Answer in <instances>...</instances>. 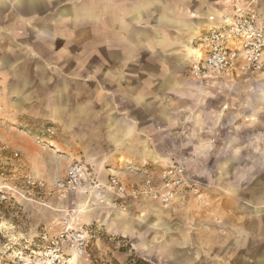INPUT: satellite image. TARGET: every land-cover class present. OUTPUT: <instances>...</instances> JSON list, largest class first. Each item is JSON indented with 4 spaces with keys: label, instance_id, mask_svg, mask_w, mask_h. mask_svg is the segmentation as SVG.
I'll return each mask as SVG.
<instances>
[{
    "label": "crops",
    "instance_id": "obj_1",
    "mask_svg": "<svg viewBox=\"0 0 264 264\" xmlns=\"http://www.w3.org/2000/svg\"><path fill=\"white\" fill-rule=\"evenodd\" d=\"M52 1L0 0V82L4 75L17 71L20 64L19 52L14 46L1 45L17 38L20 25L31 28L29 22L43 20L44 27H54L72 17L75 27L85 19L98 25L97 33L106 30L108 88L105 93L97 91L95 94H98L97 98L107 99L108 115H113L115 122L121 120L125 124L109 123V137L124 136V140H119L124 143L122 154L125 159L138 164L146 161L155 168L169 161L187 164L188 180L200 186L206 198L205 205L198 207L195 198L187 195L188 201L184 197L166 210L153 201L126 203L124 210L131 213L117 211L115 216L123 220L126 215L127 221H133L126 231L131 241H139L137 247L141 253L151 247L145 256L150 264H264V122L255 123L253 119L251 136L239 138L234 148H228L224 143L214 144L205 133H200L206 125L201 120L195 121V116H188L183 121L178 117L171 118V115L196 113L194 92L198 85L186 73L187 67L191 51L198 47L209 28L208 16L221 0H98V10L82 7L86 12L80 13L76 2L72 11L67 0H58L60 7L55 8L51 7ZM254 6L263 11L264 0H255ZM90 33L96 35L93 26ZM2 71L8 74H2ZM45 82H59L55 89L49 90V95L50 98H61L59 103L54 101L55 111L67 113V75H48ZM79 94L84 96L83 92ZM185 128L191 131L184 132ZM169 129L180 133L179 142L173 146L178 151L174 155L179 150H186L188 157H184L185 154L178 158L168 156L155 149V145L158 147L165 140L164 131ZM6 130L7 127L0 128V142L18 152L21 160L18 164L4 155L2 164L8 166V172L14 177H22L25 173H35L39 177L41 168L37 156L27 155L21 143L9 145L11 133ZM15 133L11 138L26 141L21 136L23 132ZM128 141L131 144H127ZM226 154L236 160V217L235 221H220L217 225L211 221L209 209L216 200L212 194L219 195L221 201L217 202L222 203V193L215 178L226 172L222 168L218 170L223 163L221 159L217 162L215 176L212 175L214 167L208 165L211 157L218 159ZM95 172L102 182L116 174L106 170L104 177L100 170ZM109 201L102 203H108L107 208L112 210ZM88 206H80L82 213L89 212ZM153 215L157 218L150 221ZM145 223L147 225L143 227ZM134 224L140 226L139 230L134 231ZM221 227L223 233L218 232ZM76 259L73 258L72 264Z\"/></svg>",
    "mask_w": 264,
    "mask_h": 264
},
{
    "label": "rangeland",
    "instance_id": "obj_2",
    "mask_svg": "<svg viewBox=\"0 0 264 264\" xmlns=\"http://www.w3.org/2000/svg\"><path fill=\"white\" fill-rule=\"evenodd\" d=\"M67 1L73 8L72 11L75 2L81 10L79 13L86 12L82 7L86 10H98V0ZM59 4L58 0H53L51 7H60ZM72 19L69 17L63 24L53 25L54 27H44L43 20L29 22L31 28L25 29L20 25L17 38H14L13 42L6 41L1 44L2 47L14 46L19 52L20 64L12 75L2 71V74L8 75H4L3 82H0V128L7 127L6 131L11 134L23 132L21 136L27 142L11 138L13 135L10 134L11 142L8 144H23L27 155L37 156L41 170L39 177L35 173L14 177L8 172V166L0 161V185L20 187L26 176H34L47 183L48 192L53 191V185L65 178L68 167L73 163H81L88 169V183L95 179L96 170H100L104 177L107 175L106 170H113L116 172L113 175L126 190L138 189L149 177L156 179L165 163L156 165V168L148 166L146 173L132 171L131 166L138 163L124 158V143L119 140H124L125 137L117 134L109 137L111 130L108 125L111 122L114 124L116 120L106 112L109 105L107 99L97 98L98 94H95L97 91L105 93L108 88L107 33L104 29L97 33L98 25H94V22L88 23L85 19L75 27V18ZM91 26L94 27L96 35L92 36L90 33ZM190 61L189 58L186 73L192 78ZM48 75H67V113L55 111L54 101L59 103L61 98H50L49 90L55 89L59 82L47 84L45 78H48ZM194 80L198 85L194 92L195 115H171L172 119L178 117L183 121L188 116H195V121L201 120L206 125L200 133H205L206 138L213 140L214 144L224 143L228 148H234L239 138L251 136L253 119L255 123L264 122V75L257 78L251 76L248 81L227 76H219L209 81ZM80 92H83L84 96H80ZM78 108H82L80 113L77 112ZM122 123L121 120L115 122L119 125ZM12 129L16 131L13 132ZM189 131L191 129H184V132ZM164 132L167 137L160 146L155 145V149L168 156L178 158L185 154L184 157H188L186 150H179V153L174 155V152L178 151L173 146L179 142L177 138H180V133H176V129ZM127 144L131 143L128 141ZM7 149L5 156L12 159L10 152L14 151L8 147ZM15 153L18 154L15 161L20 164V154ZM220 159L223 163L218 170L225 169L226 174L222 172L215 179L216 185L220 186L218 190L222 193V203H218L221 201L219 195L212 194L213 200H216L212 207L210 206L209 217L211 221H235L236 160L229 154L218 159L211 157L208 166L214 167L213 176L217 175L215 168ZM173 162L187 169V164ZM189 174H192L190 169ZM53 193L54 191L52 195L43 196L36 192L35 200L42 196L45 205L25 201L14 194L7 202H0V264H29L34 259H41L38 254L44 251L41 237H56L62 229L63 219H77L78 222L69 221L72 227L82 226L88 232L86 254L80 258L76 257L73 264H150L145 256L150 253L151 247L141 253L137 247L139 241L133 240V246L132 238L126 232L133 221H127L126 215L123 220L115 216L117 211L131 213L124 210L126 203L128 205L129 202L148 200H120L109 192L106 200L116 201V207L121 208L112 206L113 209L110 210L106 205L108 203L103 205L104 203L92 193ZM185 200L188 201L187 196ZM83 204L89 205L88 213H82L80 206ZM196 205L201 207L205 204ZM150 217V221L157 218L154 215ZM111 223L116 225L112 226ZM146 225L147 223L143 227ZM139 228V225L134 224V231ZM70 259L72 255L64 256L60 263L55 264H68Z\"/></svg>",
    "mask_w": 264,
    "mask_h": 264
},
{
    "label": "built area",
    "instance_id": "obj_3",
    "mask_svg": "<svg viewBox=\"0 0 264 264\" xmlns=\"http://www.w3.org/2000/svg\"><path fill=\"white\" fill-rule=\"evenodd\" d=\"M254 5L255 0H221L216 5L207 18L209 28L198 47L192 50L189 70L193 79L209 81L227 76L248 81L251 76L257 78L264 75V9L260 11ZM7 151V146L0 142V161ZM10 154L12 159L18 158L17 153ZM148 166L144 161L131 166V169L146 173ZM88 175L85 165L71 164L65 178L53 185V195L79 191L92 193L98 200L106 202V195L110 192L120 200L142 198L153 201L163 210L169 209L187 195L194 197L199 205L206 202L200 186L188 180L186 167L173 161L165 163L156 179L149 177L138 189L130 191L121 185L115 175H109L106 182L95 177L90 183L87 181ZM53 191L48 192L46 182L26 176L20 187L0 185V202H7L14 194L25 201L45 205L42 196L35 200L36 192L46 196L52 195ZM110 204L113 207L118 205L113 200H110ZM62 221V229L56 237H41L44 243V251L38 253L41 259H34L29 264H55L60 263L64 256L75 255L80 258L86 254L88 232L82 226L72 227L70 222H78L77 219ZM214 223L219 225L220 221ZM218 232L223 233L224 229L221 227Z\"/></svg>",
    "mask_w": 264,
    "mask_h": 264
},
{
    "label": "bare ground",
    "instance_id": "obj_4",
    "mask_svg": "<svg viewBox=\"0 0 264 264\" xmlns=\"http://www.w3.org/2000/svg\"><path fill=\"white\" fill-rule=\"evenodd\" d=\"M191 55H192V51H191ZM79 212H81V211L79 210ZM74 257H76V256H75V255H72V259H70V260L68 261V264H72V260H73Z\"/></svg>",
    "mask_w": 264,
    "mask_h": 264
},
{
    "label": "trees",
    "instance_id": "obj_5",
    "mask_svg": "<svg viewBox=\"0 0 264 264\" xmlns=\"http://www.w3.org/2000/svg\"><path fill=\"white\" fill-rule=\"evenodd\" d=\"M145 264V263H144Z\"/></svg>",
    "mask_w": 264,
    "mask_h": 264
}]
</instances>
